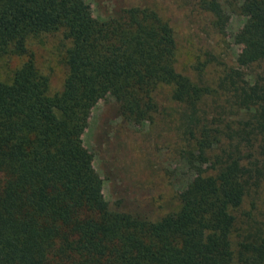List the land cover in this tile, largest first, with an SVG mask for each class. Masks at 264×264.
I'll list each match as a JSON object with an SVG mask.
<instances>
[{
  "label": "trees",
  "instance_id": "1",
  "mask_svg": "<svg viewBox=\"0 0 264 264\" xmlns=\"http://www.w3.org/2000/svg\"><path fill=\"white\" fill-rule=\"evenodd\" d=\"M194 7L225 32L218 0ZM233 12L234 61L207 52L179 68L151 6L99 20L85 0H0V264H264V0ZM43 36L61 46L53 94L30 45ZM107 96L123 121L173 132L193 174L155 220L103 199L81 137Z\"/></svg>",
  "mask_w": 264,
  "mask_h": 264
},
{
  "label": "rangeland",
  "instance_id": "2",
  "mask_svg": "<svg viewBox=\"0 0 264 264\" xmlns=\"http://www.w3.org/2000/svg\"><path fill=\"white\" fill-rule=\"evenodd\" d=\"M85 1L99 20L131 5L155 8L175 31L179 68L203 59L207 52L232 63L241 49L232 39L245 21L233 12L236 0H218L229 17L224 33L210 26L206 14L194 7L196 0ZM30 45L45 71H51L50 93L57 92L62 79L57 38L43 36ZM6 76V67L0 62V80L6 81ZM154 127L145 122L133 125L123 121L116 102L107 96L91 109L81 137L93 156L92 166L101 180L102 196L108 206L151 220L176 208L177 193L193 176L179 157L176 145L180 141L174 142V133L168 131L171 137H164L166 131Z\"/></svg>",
  "mask_w": 264,
  "mask_h": 264
}]
</instances>
